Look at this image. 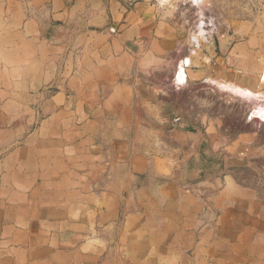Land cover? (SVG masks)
<instances>
[{"label": "crops", "instance_id": "crops-1", "mask_svg": "<svg viewBox=\"0 0 264 264\" xmlns=\"http://www.w3.org/2000/svg\"><path fill=\"white\" fill-rule=\"evenodd\" d=\"M170 5L0 0V264H264V15Z\"/></svg>", "mask_w": 264, "mask_h": 264}, {"label": "rangeland", "instance_id": "rangeland-1", "mask_svg": "<svg viewBox=\"0 0 264 264\" xmlns=\"http://www.w3.org/2000/svg\"><path fill=\"white\" fill-rule=\"evenodd\" d=\"M159 2L170 8H172L170 4L175 5L173 9L181 17V24L185 28L183 33L186 35L192 33V40L197 46H200L202 41L208 39L207 34L215 26L218 27L217 30L219 32H224L238 28L237 21H253V25H256L259 18L264 15V0H199V5L197 6L192 5L193 3L197 4L196 0H159ZM168 74L169 72L165 71L159 73V75H164V77ZM178 77L180 76L178 75ZM211 92L210 94L212 95H209L199 90L197 85L191 87L188 92L189 102L187 105L197 108L199 99L202 97L208 104V101L213 99V94L215 93L214 91ZM175 95L180 104H186V93L182 95L176 93ZM208 95L210 96L209 100ZM236 95L247 99L243 93ZM252 115L257 117L254 107L252 108Z\"/></svg>", "mask_w": 264, "mask_h": 264}, {"label": "bare ground", "instance_id": "bare-ground-1", "mask_svg": "<svg viewBox=\"0 0 264 264\" xmlns=\"http://www.w3.org/2000/svg\"><path fill=\"white\" fill-rule=\"evenodd\" d=\"M196 1H199V0H196Z\"/></svg>", "mask_w": 264, "mask_h": 264}]
</instances>
